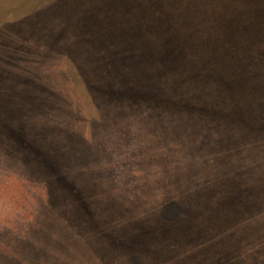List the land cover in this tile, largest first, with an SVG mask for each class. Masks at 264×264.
<instances>
[{"label":"rangeland","instance_id":"1","mask_svg":"<svg viewBox=\"0 0 264 264\" xmlns=\"http://www.w3.org/2000/svg\"><path fill=\"white\" fill-rule=\"evenodd\" d=\"M0 264H264V0H0Z\"/></svg>","mask_w":264,"mask_h":264},{"label":"trees","instance_id":"2","mask_svg":"<svg viewBox=\"0 0 264 264\" xmlns=\"http://www.w3.org/2000/svg\"><path fill=\"white\" fill-rule=\"evenodd\" d=\"M27 143H24V145H26Z\"/></svg>","mask_w":264,"mask_h":264}]
</instances>
